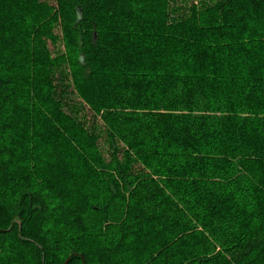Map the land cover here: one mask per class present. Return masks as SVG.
I'll list each match as a JSON object with an SVG mask.
<instances>
[{
  "label": "trees",
  "instance_id": "1",
  "mask_svg": "<svg viewBox=\"0 0 264 264\" xmlns=\"http://www.w3.org/2000/svg\"><path fill=\"white\" fill-rule=\"evenodd\" d=\"M0 264H264V0H0Z\"/></svg>",
  "mask_w": 264,
  "mask_h": 264
},
{
  "label": "rangeland",
  "instance_id": "2",
  "mask_svg": "<svg viewBox=\"0 0 264 264\" xmlns=\"http://www.w3.org/2000/svg\"><path fill=\"white\" fill-rule=\"evenodd\" d=\"M47 1L50 2V3H53L54 0H47Z\"/></svg>",
  "mask_w": 264,
  "mask_h": 264
}]
</instances>
